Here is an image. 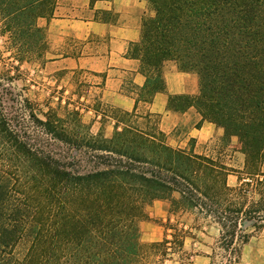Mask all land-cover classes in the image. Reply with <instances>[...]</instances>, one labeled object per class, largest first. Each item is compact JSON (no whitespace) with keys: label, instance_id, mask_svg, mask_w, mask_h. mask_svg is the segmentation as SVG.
Wrapping results in <instances>:
<instances>
[{"label":"trees","instance_id":"16d2710c","mask_svg":"<svg viewBox=\"0 0 264 264\" xmlns=\"http://www.w3.org/2000/svg\"><path fill=\"white\" fill-rule=\"evenodd\" d=\"M146 1L154 16L130 52L147 77L142 98L151 102L166 91L167 62L198 75L199 96L170 98L169 107L195 108L202 121L224 130V141L238 139L244 175L256 182L261 199L249 210L236 209L233 223L218 212V224L225 249L245 245L241 216L244 227H264V217H251L264 214V0ZM55 5L56 0H0V33L9 35L17 59L26 48L45 50L39 21L52 17ZM4 104L0 95V264H150L151 257L167 255L169 245L183 249L186 237L167 228L163 241L144 246L140 224L147 205L170 200V215L203 212L205 200L217 201L228 190V170L218 158L171 147L151 125L152 117H141L144 128L133 127L124 121L139 114L115 109L111 138L85 137L72 156H58L32 142ZM30 118L54 140L70 139L61 120L43 121L34 112Z\"/></svg>","mask_w":264,"mask_h":264},{"label":"rangeland","instance_id":"374dc122","mask_svg":"<svg viewBox=\"0 0 264 264\" xmlns=\"http://www.w3.org/2000/svg\"><path fill=\"white\" fill-rule=\"evenodd\" d=\"M9 38V35L3 36L0 33V95L5 107H12V112L19 117L32 142L50 148L58 156H72V148L82 146L85 137L99 134L106 138L112 137L116 125L115 108L102 100L100 81L90 72L77 69L74 64H62L59 58L61 53L50 52L48 45L42 51L26 48L21 59H17ZM32 112L43 121L48 118L53 122L61 120L59 126L70 139L66 143L54 140L30 118ZM141 117L144 116L139 114L124 122L144 128L146 122ZM149 121L155 130H160L159 116ZM171 140L176 143L178 136L166 138L168 144ZM240 148L237 138L231 142L224 141L223 129L221 135H215L208 143L198 145L196 141L189 142L185 151L212 156L224 164L228 170L226 184L229 191L224 188L217 201L205 200L206 208L203 212L195 209L189 212L180 210L170 215V200H154L147 205V218L140 224L144 246L163 241L167 228H178L180 231L177 234L186 237L183 249L169 245L167 255L151 257L150 264H264V239H257L258 230L253 223L243 226L245 216L240 217L239 228L249 237V241L245 245L236 241L231 250L225 249L222 229L218 224V217L221 216L218 212L227 217L225 223H233L238 221L234 214L236 209L246 205L249 210L253 203L261 199L255 190L256 182L244 175L245 155ZM241 189H245L246 193L237 192ZM261 209H264V203ZM251 217L262 218L264 214L253 213ZM169 218L172 219L171 225L167 222ZM169 233L174 234L173 231Z\"/></svg>","mask_w":264,"mask_h":264},{"label":"crops","instance_id":"0c3cea01","mask_svg":"<svg viewBox=\"0 0 264 264\" xmlns=\"http://www.w3.org/2000/svg\"><path fill=\"white\" fill-rule=\"evenodd\" d=\"M153 16L146 0H56L53 16L41 19L39 26L48 50L61 53L62 64H74L100 81L103 101L122 112L159 116L160 130L169 139L178 136L176 143H169L175 149L185 150L190 141L208 143L221 135V128L202 121L195 108L176 112L169 107L170 98L199 96L197 74L167 62L162 71L166 91L151 102L142 98L147 77L130 52L141 41L144 22ZM257 239H264V227Z\"/></svg>","mask_w":264,"mask_h":264}]
</instances>
